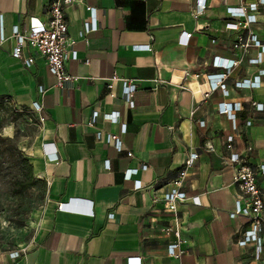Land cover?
I'll return each instance as SVG.
<instances>
[{"label": "crops", "instance_id": "0c3cea01", "mask_svg": "<svg viewBox=\"0 0 264 264\" xmlns=\"http://www.w3.org/2000/svg\"><path fill=\"white\" fill-rule=\"evenodd\" d=\"M48 1L0 0V99L35 116L36 132L22 150L34 176L45 182L48 199L34 241L0 252V264H129L130 258L137 264H264V227L256 258L254 243H237L248 219L229 216L239 193L232 181L238 165L229 154L253 168L264 165V74L254 87L233 86L238 79L256 80L264 53L260 63H250L258 47H233L237 36L248 33L237 28L239 19L222 0H205L202 10L195 0H81L64 6L77 53L65 69L78 78L60 89L43 58L26 49L34 57L26 67L11 56L13 27L28 26L30 17L47 23ZM227 3L234 7L241 0ZM87 7L95 9L97 29L81 35L91 15ZM255 14L249 32L264 42V7ZM214 57L239 63L225 81L228 95L217 89L204 99L205 75L218 72ZM113 75L136 83L133 107L125 104L121 81L111 82L114 95H108ZM252 101L263 110L252 108ZM224 102L240 103L234 121L218 111ZM108 133L118 135L121 150L105 141ZM193 153L198 156L186 168ZM184 169L187 200L173 213L161 198ZM258 187L264 199V174ZM59 203L70 209L57 210ZM175 223L186 240L178 258L168 255L174 236L165 232Z\"/></svg>", "mask_w": 264, "mask_h": 264}, {"label": "built area", "instance_id": "2783aa9c", "mask_svg": "<svg viewBox=\"0 0 264 264\" xmlns=\"http://www.w3.org/2000/svg\"><path fill=\"white\" fill-rule=\"evenodd\" d=\"M81 0H49L47 5L48 21L43 23L37 17H30L28 26L19 28L14 26L12 29V37L14 38V46L11 52V56L15 59L21 60L26 67H29L34 62L32 55H25L26 49L31 50L33 55H38L46 62L49 72L55 77L56 86L60 89H66L72 83L76 82L77 76L69 74L65 69V63L68 60H76L77 53L71 48L72 41L68 37L67 21L64 13V6L78 3ZM199 10L205 8V0H195ZM222 4L228 9L229 14L232 17L238 18L237 28L241 31H247V35L240 34L236 38V42L233 44L234 48L246 49L249 46H256L259 48V52L255 58L249 59L250 63H260L262 60V54L264 53V42H261L255 34L249 32L251 24L256 23V12L262 6L264 7V0H255L247 5L241 3L238 6H229L227 0H222ZM87 10L91 13L90 18L85 22L84 29L81 35H85L88 32L95 31L97 29L95 19V9L93 7H87ZM190 32L186 33L187 38L190 37ZM4 34L2 27L0 29V42L4 40ZM214 42V40H212ZM146 50H150L149 45L143 47ZM239 63V60L222 61L219 57L212 59L211 65L218 69L216 73H207L205 75L208 90L200 92L204 99L208 98L212 92L217 89L222 90L224 95H228V88L226 85V79L230 70ZM264 74V70H260L255 77L256 80L247 78L235 80L234 87H254L259 84L260 77ZM121 81L122 95L125 104L128 107H133V93L137 86L131 80L121 79L116 75L110 78L108 84V95L112 97L114 93L111 90V82ZM251 107L255 110L262 111L263 105L261 103L251 102ZM34 108L39 109V105L34 102ZM241 109L240 103H220L219 112L226 114L233 121L235 120L234 111ZM97 113L94 112L90 121V124L94 123ZM110 116V115H108ZM116 116L111 120L116 121ZM250 121H246V125H250ZM125 125H122V131H124ZM97 138H101V133L97 132ZM232 136L227 137L226 148L230 150L232 148ZM107 143H113L117 150H121V142L118 135L108 133L105 137ZM127 156L131 157L132 153L127 152ZM197 154L193 153L185 162V167H191L194 159L197 158ZM229 160L233 163H237V167L234 168L232 173V181L238 186L239 193L236 195L234 210L229 212L230 217L244 216L248 219L250 227L241 233L237 243L239 245H246L247 243H254L255 245V257L258 258L262 249L261 233L264 227V218L262 211L264 209V199L258 187V175L264 174V165L257 168L251 167L245 163L244 160L237 153H230ZM146 165H142L141 169H145ZM137 169H131V173H136ZM186 174V169L182 170L178 177L174 179L170 187L163 193L161 201L164 204V208L170 212L175 213L178 210V203H183L187 200L186 194L181 190V186ZM195 198V197H194ZM66 203H59L57 210H69V207H65ZM167 234L172 233L174 240L168 244L167 253L173 258L180 257L185 252L186 240L182 237L181 226L175 223L171 227L165 229ZM17 255L16 252H14ZM13 253V254H14ZM139 260L136 258H130L129 264H137Z\"/></svg>", "mask_w": 264, "mask_h": 264}, {"label": "rangeland", "instance_id": "374dc122", "mask_svg": "<svg viewBox=\"0 0 264 264\" xmlns=\"http://www.w3.org/2000/svg\"><path fill=\"white\" fill-rule=\"evenodd\" d=\"M36 128L32 110L4 102L0 109V135L10 138L19 152L0 146V252L16 251L30 245L48 209L45 184L36 182L22 188V183L28 180L21 162V155L25 156L22 147L30 142Z\"/></svg>", "mask_w": 264, "mask_h": 264}, {"label": "trees", "instance_id": "16d2710c", "mask_svg": "<svg viewBox=\"0 0 264 264\" xmlns=\"http://www.w3.org/2000/svg\"><path fill=\"white\" fill-rule=\"evenodd\" d=\"M4 102H5L4 100L0 99V109L4 107ZM0 146H2L4 149H6V147L8 146L9 148H12L13 150L18 151L17 147L13 145L10 138L2 137L1 135H0ZM21 162L23 163V166L25 167L26 173L28 175V180H26L25 183H22L23 189H26L28 186H31L36 182H41L42 184H45V182L39 179L37 180L35 179L33 172H32V166L29 163L28 159L23 155H21Z\"/></svg>", "mask_w": 264, "mask_h": 264}]
</instances>
